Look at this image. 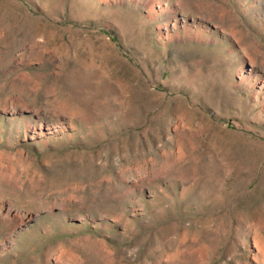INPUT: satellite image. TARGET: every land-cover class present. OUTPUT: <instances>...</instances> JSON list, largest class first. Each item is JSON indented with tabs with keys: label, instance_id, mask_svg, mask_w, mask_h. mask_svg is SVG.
<instances>
[{
	"label": "rangeland",
	"instance_id": "374dc122",
	"mask_svg": "<svg viewBox=\"0 0 264 264\" xmlns=\"http://www.w3.org/2000/svg\"><path fill=\"white\" fill-rule=\"evenodd\" d=\"M0 264H264V0H0Z\"/></svg>",
	"mask_w": 264,
	"mask_h": 264
}]
</instances>
